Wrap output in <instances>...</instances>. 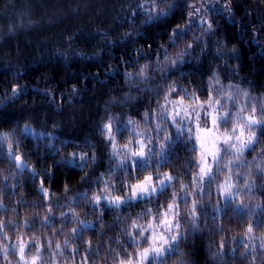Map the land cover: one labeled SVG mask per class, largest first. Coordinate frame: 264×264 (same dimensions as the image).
<instances>
[{"label":"trees","instance_id":"16d2710c","mask_svg":"<svg viewBox=\"0 0 264 264\" xmlns=\"http://www.w3.org/2000/svg\"><path fill=\"white\" fill-rule=\"evenodd\" d=\"M136 3L137 0H0V132L18 142L13 147L27 162L26 167L18 169L7 157L8 142H5L0 151V220L10 222L4 229L10 239L0 243L13 245L18 235L25 241L34 236L37 244L44 242L42 252L48 264H114L109 256L121 252L118 241L128 243L124 233L137 214L145 209L155 213L160 205L171 203L173 190L179 193L180 184H190L198 170L199 148L192 141L174 143L166 161L157 163L153 157L149 166L131 172L117 168L129 149L136 150L135 144H129L127 149L122 146L129 139H142L152 129L153 122L145 123L143 113L158 110L157 101L163 102L161 97L168 85L175 81L180 88L196 90L204 101L209 96V79L215 72L225 91L229 84L238 85L251 93L253 102L260 98V103H264V3L231 0L232 16H228L217 11L228 0H216L207 17L214 25L213 32L204 35L197 45L193 37L203 29L193 26L184 40L168 48L172 54L186 42L193 43L194 50L180 70L165 75L150 68L151 79L146 83L136 79L126 82L125 73H136L140 66L154 64L156 50L160 44H167L171 28L185 22L187 9L181 4L163 22L146 25L142 23L145 19L142 14H132ZM140 48L147 55H140L137 51ZM233 48L235 54L231 53ZM15 86H20L21 91L8 99ZM156 86L161 88L160 96L148 91ZM233 93L237 96V107L242 106L243 97L234 89ZM251 108L252 104H247L246 114ZM226 109L236 112L230 102L225 104ZM257 109L259 116V105ZM109 118L119 148L115 157L111 144L100 131ZM129 119L135 123L127 124ZM25 124L36 133H51V138L25 135L21 131ZM133 127L141 135L133 133ZM230 127L231 124L221 125V131ZM150 134L152 147L158 149L160 140L155 131ZM261 147L264 135L256 151L244 153L248 167L259 161L257 152ZM73 153H88L89 163L81 169L78 157L70 162ZM246 170V167L234 169ZM157 172L161 174L159 177L155 175ZM165 173L179 180L172 181V186L162 194L133 200L115 210L103 200L97 206L81 196L82 193L88 198L96 194L123 196L129 192L124 185L134 184L146 175L160 178ZM226 174L221 172L202 197L191 195L185 204L180 195L179 230L185 238L179 242L180 252L168 257L166 264H179L181 259L184 264H250L252 255L257 256L256 264H264L259 248L246 260L240 256L244 252L241 244L252 243L244 235L249 224L254 229L251 235H264V226L256 224L258 218H264V187L260 186L264 185V179L257 173V187L250 192L238 187L239 195L229 203L217 189ZM104 181H109L107 187ZM42 182L47 196L41 191ZM243 182L240 180L239 184ZM188 191L191 193V186ZM194 199L202 203L197 207L196 229L192 230V217L185 209H191ZM241 202L245 208L237 207ZM217 207L219 211H214ZM46 216L48 220H44ZM147 219L139 222L145 224ZM79 221L84 223L81 225ZM74 228L78 229L76 234L72 233ZM87 241H91V248ZM255 243L258 245L259 240ZM56 244L61 248L57 249ZM31 251L35 252V248ZM217 252H222L219 258L214 255ZM9 259L16 264L18 257Z\"/></svg>","mask_w":264,"mask_h":264},{"label":"snow or ice","instance_id":"6c2138e0","mask_svg":"<svg viewBox=\"0 0 264 264\" xmlns=\"http://www.w3.org/2000/svg\"><path fill=\"white\" fill-rule=\"evenodd\" d=\"M258 2L264 3V0H258ZM215 3L216 0H200V3L189 2V0H137L136 8L132 14H142L145 18L142 23L146 25L163 22L172 16L177 9L181 8V4L187 9V12L185 22L183 24L178 23L171 28V31L167 33V44H160L159 49L156 50L157 59L154 64H144L139 67V71L136 73L126 72V82L136 79L139 82L146 83L151 79L149 75L150 68L153 71H161L165 75L173 70L179 71L180 65L184 64L191 56L194 45L192 42H186L181 50L172 54L168 53V48L176 47L178 41L184 40L193 26L203 29L200 35L193 37V41L197 45H199L204 35L212 33L214 25L207 17L209 11L213 10L212 5ZM217 11H223L228 16H232L231 0H228V3H225ZM131 35L132 33H125V36ZM151 47L149 45V49ZM137 51L140 55H147L143 48ZM201 51L203 52L204 48H201ZM217 53H220V49H217ZM231 53L235 54V48L231 50ZM136 86L138 87L139 84ZM227 89L228 91H225V86L221 83L219 76L213 72L209 79V96L207 100L201 101L196 90L190 91L186 87L180 88L173 81L168 85L167 90L163 91L161 97L163 102L157 101L158 110L145 111L143 113L144 122L147 123L151 120L153 127L149 130V133L143 134L142 139H129L127 144L122 146L127 149L129 144H135L136 150L132 151L129 149L124 158L118 161L117 168L127 169L131 172L133 169H143L149 166L153 157L157 158V163H159V160L166 161L174 143L192 141L199 143L200 150L196 159L198 170L192 176L190 184H180L179 193L173 190L171 203L166 206L160 205L155 213L151 209H145L144 212L137 214V218L132 220L129 230L124 233L128 238V243L124 240L118 241L121 252H117L115 256H109L114 264H166L168 257L180 252L179 242L185 238L184 233L179 230L181 194L185 204L191 195L202 197L211 187L216 177L221 172L226 171L224 182L217 184V189L220 191L221 197L231 203L239 195L238 187L249 192L257 187V173L261 179H264V147H261L257 152L259 161L253 166L248 167V162L244 159L246 151L257 150L261 135H264V103H260V98L253 102L251 93L240 89L238 85L229 84ZM233 89L243 97V104L240 107H237V96L234 95ZM20 91V86L13 87L11 96L8 99L16 97ZM148 91L155 92L157 96L161 95L160 86L148 88ZM212 92L222 93V95L214 97L211 95ZM185 97H187L188 103H185ZM229 102L232 107L236 108L235 113L230 109L224 110L225 104ZM247 104H252V108L246 114ZM257 105H259V116L257 115ZM126 123L134 124L135 122L129 119ZM202 123L203 127L201 126ZM228 124H231V127L224 128L221 131V125ZM113 127L112 119L109 118L107 123L101 125L100 131L104 134V139L111 144L112 155L115 157L119 154V148L115 143L116 135L113 132ZM169 128L174 129V131H169ZM257 130L260 133L259 135ZM21 131L25 135L41 137L47 135L51 138V133H36L28 124H25ZM151 131H155L157 138L160 140L158 149L152 147L154 141L150 134ZM117 132H119V128H117ZM132 132L136 135H141V133L136 131L135 127L132 128ZM161 133H163L162 136ZM5 142H8L7 157L17 164L18 169L22 170L26 167L27 162L22 160V157L17 154V148L13 147V144L18 142H13L9 134L0 132V151H2ZM193 151H196V149L193 148ZM72 156L73 161L70 162H74L78 157L80 160L78 167L81 169L89 163L88 153H73ZM225 157L230 158L225 159ZM92 160H95L94 153ZM152 166L155 167V165ZM213 166H215V169ZM242 167H246L247 170L234 171V169ZM32 171L35 173V169ZM155 175L159 177L161 174L157 172ZM234 176L236 177V183H233ZM174 180L178 181L179 178L165 173L163 174V179H157L154 183L152 175H148L135 184L124 185L129 189V192L123 196L109 197L96 194L88 198L86 193H82L81 196L88 203L97 206L103 200L109 208L115 210L131 203L133 200H142L162 194L167 188L172 186L171 182ZM240 180L244 181L243 185L239 184ZM104 183L107 187L109 181H104ZM121 183L123 184V181ZM189 186L192 189L191 193L188 191ZM260 186L264 187V185ZM41 191L45 193V196L48 195L47 189L43 188V182L41 183ZM65 191H67V188H65ZM201 203V200L194 199L191 209H185L192 217V230L196 229L195 221L199 218L197 207ZM237 207L242 209L246 206L241 202ZM257 207L260 206L257 205ZM47 211L51 213L52 209L48 208ZM214 211H219V208L217 207ZM63 215L65 214L61 213V216ZM146 217L149 219H147L145 224L139 222V220ZM48 219V216L44 217V220ZM72 219H77V217L72 216ZM97 219H100V217L98 216ZM213 219L215 220V216H213ZM9 223V221L0 220V242L10 239L4 231ZM79 223L82 225L84 221H79ZM25 224L29 225V222L25 221ZM256 224L257 226H264V218H258ZM253 230L252 224H249L245 229L244 235L248 236L249 240L252 241L251 244H241L244 252H241L240 256L245 260L253 252H256L257 248H259L260 255L264 259V235L255 237L251 235ZM77 232L78 229H72L73 234ZM257 240H259L258 245L255 243ZM16 241V244L13 245L0 243V264H12V260L9 259L10 256L14 259L18 257L16 264H48V261L43 257L42 250L45 247L43 241L37 244L34 236L25 241L22 235H18ZM86 243H88L89 248L92 247L91 241ZM49 247H51V243H49ZM55 247L59 249L61 245L56 244ZM129 247L133 250L128 251ZM32 248H35V252L31 251ZM223 248L224 244L221 243L220 249ZM232 251L235 252L237 250L232 249ZM214 255L219 258L222 252H217ZM256 260L257 256L252 255L250 264H256ZM179 264H184L183 259L180 260Z\"/></svg>","mask_w":264,"mask_h":264},{"label":"rangeland","instance_id":"374dc122","mask_svg":"<svg viewBox=\"0 0 264 264\" xmlns=\"http://www.w3.org/2000/svg\"><path fill=\"white\" fill-rule=\"evenodd\" d=\"M201 126L203 127L204 125H203V123L201 124ZM197 144V146H198V148H199V143H196ZM200 150V149H199ZM209 162H211L210 160H209ZM146 176H148V175H146ZM153 177V176H152ZM157 179H163V177H160V178H154L153 177V182L155 183V181L157 180ZM143 180V178L141 179V180H139V181H142ZM138 182V181H137ZM137 182H135V183H137ZM134 183V184H135ZM108 196V195H107ZM109 197H111V196H109Z\"/></svg>","mask_w":264,"mask_h":264}]
</instances>
